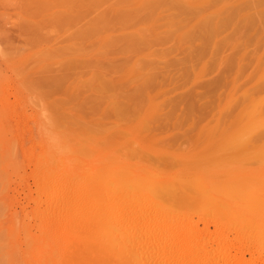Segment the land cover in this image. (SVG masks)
I'll list each match as a JSON object with an SVG mask.
<instances>
[{"label":"rangeland","instance_id":"1","mask_svg":"<svg viewBox=\"0 0 264 264\" xmlns=\"http://www.w3.org/2000/svg\"><path fill=\"white\" fill-rule=\"evenodd\" d=\"M196 247L264 259V0H0V264Z\"/></svg>","mask_w":264,"mask_h":264},{"label":"bare ground","instance_id":"2","mask_svg":"<svg viewBox=\"0 0 264 264\" xmlns=\"http://www.w3.org/2000/svg\"><path fill=\"white\" fill-rule=\"evenodd\" d=\"M50 202V201H49ZM49 202H48V204H49ZM47 204V205H48ZM51 204V203H50ZM52 204H54V203H52ZM51 204V205H52ZM57 204V203H56ZM55 205V204H54ZM48 207H49V205H48ZM53 207V206H52ZM55 207V206H54ZM120 213V212H119ZM120 215V214H119ZM126 215V214H125ZM124 215V216H125ZM66 214L63 216L64 218H68L69 217V219H70V217L71 216H66ZM126 216H128V215H126ZM126 216H125V219H126ZM59 217H61L60 215H59ZM77 217V216H76ZM79 217V216H78ZM129 217V216H128ZM83 218V217H82ZM115 218V221H118L117 219H119V221H120V218H119V216L117 217V216H115L114 217ZM121 218H122V216H121ZM80 219V218H79ZM84 219V218H83ZM124 219V218H123ZM123 219H121V221L123 220ZM66 220V219H65ZM128 220V219H127ZM125 220V222H127L128 223V221L130 220ZM64 221V220H63ZM84 221H86L85 219H84ZM118 221V222H119ZM120 221V222H121ZM124 221V220H123ZM123 221L121 222V223H119L118 224V222H116V223H114V221H113V224L111 225V226H109L107 229H105L102 233H101V235L100 236H102V234H103V238H104V240L102 239V242H104V243H106V242H108V244L109 243H111V242H115L116 244H120L121 243V237H122V233H124V234H126V233H128V231H127V229H128V227L129 226H127V225H125L126 223H123ZM87 222V221H86ZM130 222V221H129ZM132 222V221H131ZM130 222V223H131ZM127 227V229H125V230H123V228L124 227ZM131 228H133V226H131ZM118 229V233H116L117 234V236H116V234H115V232H116V230ZM120 229V230H119ZM121 231V232H120ZM161 233V232H160ZM158 234H159V232H158ZM158 234H156V235H154V238H153V240L154 241H159L160 240V238H162L163 239V237H160V234L158 235ZM102 238V237H101ZM226 239V238H225ZM225 239H223V240H225ZM227 241V240H226ZM103 244V243H102ZM170 245V244H169ZM168 245V246H169ZM171 246V245H170ZM173 246V245H172ZM170 248V247H169ZM172 248V247H171ZM170 248V249H171ZM164 250V249H163ZM168 250V249H167ZM208 250V249H207ZM206 249H204L203 247L202 248H197L196 247V250H195V252H196V255L195 254H193V255H195V256H193V259H192V262H190V263H188V264H230V259H234V257H230V258H224V256H222L224 259H221L222 261H219L218 260V258L217 257H215V260H214V258H212V257H210L211 256V253H210V251L208 250L207 251ZM170 251V250H169ZM165 252V251H164ZM202 252H203V254H202ZM161 253H162V250H161ZM160 253V251L158 252V254L160 255L161 254ZM166 253V252H165ZM164 253V255H166ZM175 253V252H174ZM163 254V253H162ZM202 254V255H201ZM210 254V256L208 257V255ZM163 255V256H164ZM170 255L171 254H169L168 255V252H167V257H168V259L165 257V259L163 258H157L156 260H154L153 261V264H178L177 263V261L178 260H176V259H178L176 256H175V258H172V257H170ZM172 255H173V253H172ZM161 256V255H160ZM264 257V256H263ZM185 259L187 258V257H184ZM220 259V258H219ZM262 259V258H261ZM261 259H255L253 262H254V264H262V263H264V262H262V261H264V259H262V261H261ZM168 260V261H167ZM183 260V259H182ZM218 260V261H217ZM235 260V259H234ZM232 261V260H231ZM152 262V261H151ZM231 263H233V262H231Z\"/></svg>","mask_w":264,"mask_h":264}]
</instances>
